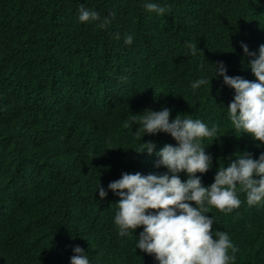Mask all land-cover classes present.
<instances>
[{
  "label": "trees",
  "instance_id": "obj_1",
  "mask_svg": "<svg viewBox=\"0 0 264 264\" xmlns=\"http://www.w3.org/2000/svg\"><path fill=\"white\" fill-rule=\"evenodd\" d=\"M264 264V0H0V264Z\"/></svg>",
  "mask_w": 264,
  "mask_h": 264
},
{
  "label": "clouds",
  "instance_id": "obj_2",
  "mask_svg": "<svg viewBox=\"0 0 264 264\" xmlns=\"http://www.w3.org/2000/svg\"><path fill=\"white\" fill-rule=\"evenodd\" d=\"M190 264H194V263H190Z\"/></svg>",
  "mask_w": 264,
  "mask_h": 264
}]
</instances>
